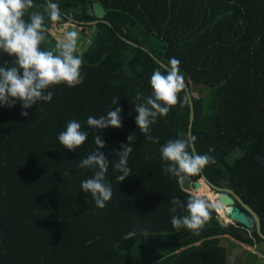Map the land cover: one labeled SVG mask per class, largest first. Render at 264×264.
I'll return each mask as SVG.
<instances>
[{"label": "trees", "instance_id": "obj_1", "mask_svg": "<svg viewBox=\"0 0 264 264\" xmlns=\"http://www.w3.org/2000/svg\"><path fill=\"white\" fill-rule=\"evenodd\" d=\"M51 1L0 0V264H237L226 235L263 239L182 188L202 172L180 76L203 172L264 233V0ZM67 25L96 28L83 53Z\"/></svg>", "mask_w": 264, "mask_h": 264}, {"label": "water", "instance_id": "obj_2", "mask_svg": "<svg viewBox=\"0 0 264 264\" xmlns=\"http://www.w3.org/2000/svg\"><path fill=\"white\" fill-rule=\"evenodd\" d=\"M48 1L51 5H53L51 0H48ZM55 8L57 9L56 6H55ZM88 12L90 15L97 17L96 20L87 22L88 24H97L100 21H103L105 23L110 24V22L108 20L103 19L107 13V10L99 1H94L92 6L89 8ZM76 22L82 23V24L85 23L84 21H80V20H76ZM122 38L130 44H133L135 46H139L138 43H136V42L124 37V36H122ZM143 48L147 49L145 47H143ZM154 57L156 58V56H154ZM160 63H161V65L165 66L166 68L172 70L164 62L160 61ZM172 71H174V70H172ZM180 79L182 80L184 86L186 87L188 96L190 98L191 115H190L189 135L191 138V147L193 149L195 159H196L197 164L200 168V171L202 172L201 179L196 180V181H194L190 177H183L182 182H181L182 188L186 191L191 192V193H194L197 195H206V196H208V198H210V196L207 194H204V193L198 194V190L203 188V184H207L209 186V188L211 189V191L217 195L216 200L223 205V207L225 209V213L232 220V223L233 222H239V223L245 225L247 228H252L253 223H252L251 217L248 215L247 212L251 213L253 215L254 219L256 220L257 229H258L260 236L263 239L262 244L264 246V233L262 231V223H261V218H260L259 214L250 205H248L237 192H235L231 188L218 186L217 184L213 183L206 176V174L203 172V167H202L200 158L198 156L195 143L192 140V129H193L194 121H195V108H194L193 96H192L190 87L188 86L187 82L181 76H180ZM210 200L212 201L213 205L215 206V203L213 202V200L211 198H210ZM238 203H240L247 211L242 210V208L238 205Z\"/></svg>", "mask_w": 264, "mask_h": 264}, {"label": "rangeland", "instance_id": "obj_3", "mask_svg": "<svg viewBox=\"0 0 264 264\" xmlns=\"http://www.w3.org/2000/svg\"><path fill=\"white\" fill-rule=\"evenodd\" d=\"M58 2L61 4L60 0H58ZM67 27L68 25L65 27H57L55 30H53L52 34L57 38L60 46H70L79 53H83L91 43V37L93 32H96V28L91 27L86 34H83L82 32L79 33L77 30H75L74 27L71 29ZM136 34L141 37V30H138ZM48 45H50V43ZM50 46L55 47L53 43H51ZM215 207H217L216 209L219 212V220L221 221V225L224 227L230 225L232 222L225 223L222 220L224 219V212L221 211L222 209L220 210L217 205ZM221 208H223L222 205ZM221 243L230 251V260L233 261L240 255V259H238V261L235 260L237 264H264V247L262 243H256L254 246H249L241 242H236L229 235H226Z\"/></svg>", "mask_w": 264, "mask_h": 264}, {"label": "bare ground", "instance_id": "obj_4", "mask_svg": "<svg viewBox=\"0 0 264 264\" xmlns=\"http://www.w3.org/2000/svg\"><path fill=\"white\" fill-rule=\"evenodd\" d=\"M201 191L204 193V194H207V195H209L210 196V198L213 200V202L215 203V205H217L218 207H219V209L222 211V212H224L223 213V216H224V219H222L225 223H231L232 222V220L227 216V214L225 213V209H224V207H223V205L220 203V202H218L217 200H216V198H217V195L214 193V192H212L211 191V189L209 188V186L207 185V184H203V188L201 189ZM221 205H222V207L223 208H221Z\"/></svg>", "mask_w": 264, "mask_h": 264}, {"label": "crops", "instance_id": "obj_5", "mask_svg": "<svg viewBox=\"0 0 264 264\" xmlns=\"http://www.w3.org/2000/svg\"><path fill=\"white\" fill-rule=\"evenodd\" d=\"M216 206V205H215ZM217 208V207H216Z\"/></svg>", "mask_w": 264, "mask_h": 264}, {"label": "clouds", "instance_id": "obj_6", "mask_svg": "<svg viewBox=\"0 0 264 264\" xmlns=\"http://www.w3.org/2000/svg\"><path fill=\"white\" fill-rule=\"evenodd\" d=\"M219 213V212H218Z\"/></svg>", "mask_w": 264, "mask_h": 264}]
</instances>
